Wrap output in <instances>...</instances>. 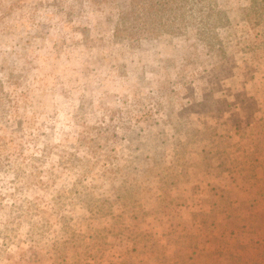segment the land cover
Here are the masks:
<instances>
[{"label":"rangeland","instance_id":"374dc122","mask_svg":"<svg viewBox=\"0 0 264 264\" xmlns=\"http://www.w3.org/2000/svg\"><path fill=\"white\" fill-rule=\"evenodd\" d=\"M0 264H264V0H0Z\"/></svg>","mask_w":264,"mask_h":264},{"label":"trees","instance_id":"16d2710c","mask_svg":"<svg viewBox=\"0 0 264 264\" xmlns=\"http://www.w3.org/2000/svg\"><path fill=\"white\" fill-rule=\"evenodd\" d=\"M169 1H172V0H169ZM148 10H149V8H148Z\"/></svg>","mask_w":264,"mask_h":264}]
</instances>
